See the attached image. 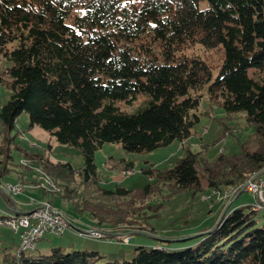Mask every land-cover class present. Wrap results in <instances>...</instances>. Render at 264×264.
I'll return each instance as SVG.
<instances>
[{
    "label": "trees",
    "instance_id": "16d2710c",
    "mask_svg": "<svg viewBox=\"0 0 264 264\" xmlns=\"http://www.w3.org/2000/svg\"><path fill=\"white\" fill-rule=\"evenodd\" d=\"M214 49L219 63L205 56ZM0 83L11 90L0 108L7 132L26 111L31 125L82 151L78 168L46 152H22L58 184L51 193L87 210L99 227L127 221L154 231L134 222L147 208L159 210L146 200L163 187L201 190L202 177L209 188L234 186L264 167V0H0ZM205 93L228 117L245 113L254 148L243 143L241 152L213 160L187 149L172 167H143L153 181L140 190L101 185L95 154L106 142L129 151L187 142ZM140 95L132 110L118 105ZM3 135L0 153L11 158L12 135ZM114 165L130 170L134 163ZM1 195L11 206L9 194ZM248 208L226 211L209 233L180 240L175 250L138 245L131 259L105 261L97 250L51 245L45 254L5 249L2 264H264L263 216Z\"/></svg>",
    "mask_w": 264,
    "mask_h": 264
},
{
    "label": "rangeland",
    "instance_id": "374dc122",
    "mask_svg": "<svg viewBox=\"0 0 264 264\" xmlns=\"http://www.w3.org/2000/svg\"><path fill=\"white\" fill-rule=\"evenodd\" d=\"M205 56L214 63L220 61L219 50L207 51ZM218 70L217 66L214 69V76L218 74ZM250 73H252V70H250ZM10 94L11 90L5 84L0 83V108L8 100ZM142 101L143 96L140 95L132 105H127L124 101H119L118 105L124 110H132L140 105ZM198 112L200 113V120L195 124L187 142L184 143L175 139L169 145L151 151H129L121 143L106 142L95 154V161L101 174V185L108 189L123 186L140 190L142 186L153 181L149 175L143 172V167L150 164H154L158 168L172 167L186 155L187 149L194 152L202 151V154L208 160H213L221 151L230 154L241 152L243 143L249 144L251 148L255 147L253 142L254 126L247 121L244 112L228 117L223 107L219 103H212L206 93L199 104ZM0 134V141L4 138L3 134L12 135L10 144L12 157L7 158L0 153V170L3 167L10 169L0 177V215L5 212L13 213V209L6 203L1 194L3 192L8 195L6 186L16 185L21 191L11 193L9 196L15 201L20 211L47 202L48 205L58 209L81 229H88L84 226L85 223L99 226L95 217L87 210L79 212L75 210L74 203L71 200L51 193V191L60 189L58 184L43 171L41 166L31 159H27L22 152L24 149L34 152H46L51 160L71 162L78 168L85 164L84 155L80 149L59 142L49 131L38 124L31 125V119L26 111L17 116L15 127L10 132H7L0 123ZM124 158L133 161L134 166L132 169L134 172L132 174H127L126 170L114 165ZM263 170L264 167L259 172ZM246 181L234 186H241ZM202 183L203 189L201 190L186 189L175 193H172L170 188L163 187L159 194L146 200L149 204L160 205V208L156 212L148 208L145 209L143 214H146L147 217H138V220L135 218L137 222H134V224H144L146 227L154 229V231L141 229L137 225L135 227L124 221L117 227H111L107 224L100 225L104 230L99 229V231L103 234L106 233L107 228H113L120 230L117 232L118 235L88 239L78 236L80 231L74 228L67 230L63 235H49L47 233L37 243L36 249H26L24 253L45 254L50 252L51 245L60 244L65 251L74 248L97 250L104 255L103 260L106 261L131 259L133 250L138 245L151 248L158 243H162L169 250L179 249V245L184 242L169 238L190 236L200 232V228L213 227L225 205L233 199V196L229 200L222 199L217 193L213 192L214 190L222 192L232 186L209 188L205 177H202ZM42 189L49 192L43 195ZM203 196L210 197L203 199ZM255 202L254 193L250 189H244L239 197L230 204L227 212L229 213L234 207L239 206L248 208L249 204ZM142 211L144 212V208ZM259 214H263L261 222H264L263 210L259 211ZM134 230H146L149 231V234L133 232ZM152 234L168 239L161 240ZM20 244V230L15 231L8 225H0V264L3 263L4 250L16 252Z\"/></svg>",
    "mask_w": 264,
    "mask_h": 264
},
{
    "label": "built area",
    "instance_id": "2783aa9c",
    "mask_svg": "<svg viewBox=\"0 0 264 264\" xmlns=\"http://www.w3.org/2000/svg\"><path fill=\"white\" fill-rule=\"evenodd\" d=\"M243 188L250 189L254 193L256 202L252 204V206L263 207L264 173L256 176L255 181H246L241 187L228 190L221 198L229 200L231 196H234ZM6 190L9 194L21 191L16 185H8L6 186ZM3 224L12 227L16 231L20 230V247L26 244L37 246V243L47 233L62 235L72 228L69 219L58 209L50 207L47 202H43L41 205L30 208L22 213H17V218H15L14 222H3ZM79 233L80 235H87L95 238L103 237V233L95 229L89 232L80 231Z\"/></svg>",
    "mask_w": 264,
    "mask_h": 264
},
{
    "label": "bare ground",
    "instance_id": "6f19581e",
    "mask_svg": "<svg viewBox=\"0 0 264 264\" xmlns=\"http://www.w3.org/2000/svg\"><path fill=\"white\" fill-rule=\"evenodd\" d=\"M134 172V170L133 169H130V170H126V173L127 174H132ZM124 173V172H123ZM125 173V174H126ZM260 175V174H259ZM256 176V175H255ZM255 176H253V177H251L248 181H255ZM57 187V186H56ZM239 186H232V187H230V188H228L227 190H225V191H219V190H214L213 192H215V193H217L219 196H220V198L222 197V196H224L226 193H227V191L228 190H232V188H238ZM244 189V188H243ZM208 197H210V196H203L202 198L203 199H206V198H208ZM222 199H224V198H222ZM50 207H53L52 205H49ZM251 209H253V210H257V211H261V210H263V212H264V203H263V207H261V206H252V204H249L248 205ZM250 208H248V209H250ZM6 214V213H5ZM263 215V214H262ZM5 217V219L4 218H2V219H4L3 220V222H14L15 221V218H17V214L16 213H8V215H6V216H4ZM2 223V222H1ZM18 247H20V245H18ZM36 248V246H33V244H26V245H23V246H21L20 248H18L17 249V253L18 254H20V253H22L23 251H25L26 249H35Z\"/></svg>",
    "mask_w": 264,
    "mask_h": 264
},
{
    "label": "crops",
    "instance_id": "0c3cea01",
    "mask_svg": "<svg viewBox=\"0 0 264 264\" xmlns=\"http://www.w3.org/2000/svg\"><path fill=\"white\" fill-rule=\"evenodd\" d=\"M10 203H11V208L13 209V212H15L16 214L18 213V212H20V213H22V212H24V211H20L19 209H18V207H17V205H16V203H15V201L10 197ZM226 206V205H225ZM26 211V210H25ZM84 226H86V228H88V229H81L79 226L77 227V228H75V227H73L72 226V228L71 229H77L78 231H82V232H89V231H91V230H94V229H100V230H104L103 228H101V227H99L98 225H94V224H91V223H85V225ZM215 226V225H214ZM212 227H204V228H200L199 230H200V232L201 231H205V230H209V229H211ZM70 229V230H71ZM120 230H118V229H113V228H107V231H106V233H111V235H118V233L117 232H119ZM74 233V232H73ZM105 233V232H104ZM50 234H52V233H49V235ZM75 234V233H74ZM77 234V233H76ZM52 235H55V234H52ZM78 236H80V237H85V238H88V239H94L95 237H91V236H87V235H80V234H78ZM45 237V236H44ZM43 237V238H44ZM111 237V236H110ZM47 238H48V236H47ZM98 239V238H97ZM167 240V239H166ZM158 244H160V243H158ZM157 244V245H158ZM60 245V244H59ZM62 246V245H61Z\"/></svg>",
    "mask_w": 264,
    "mask_h": 264
},
{
    "label": "water",
    "instance_id": "95a60500",
    "mask_svg": "<svg viewBox=\"0 0 264 264\" xmlns=\"http://www.w3.org/2000/svg\"><path fill=\"white\" fill-rule=\"evenodd\" d=\"M262 173H264V170L261 171V172H259V173H257L256 176H258L259 174H262ZM256 176H255V177H256ZM238 194H239V193L235 194V195L233 196V199H232L231 201H229V202L226 204V206L224 207L223 211L221 212V214H220V216H219V218H218V220H217L215 226L218 225V224L220 223L221 218L224 216V214L226 213L228 207H229L230 204L233 202V200L238 196ZM68 219H69V218H68ZM69 221H70V220H69ZM70 223H71V225H72L73 227H75V228L78 227V226L75 225L72 221H70ZM211 230H212V229H209V230H206V231H201V232H198V233L192 234V235H190V236H183V237L169 238V239H171V240H175V241H180V240L190 239V238H192V237H198V236H201V235L207 234V233H209ZM133 232H142V233H147V234H149V231H146V230H134ZM152 235H153L154 237H156V238L161 239V240H166V239H168V238H164V237L162 238L161 236H157V235H155V234H152Z\"/></svg>",
    "mask_w": 264,
    "mask_h": 264
}]
</instances>
